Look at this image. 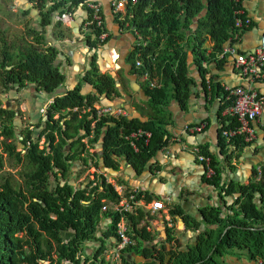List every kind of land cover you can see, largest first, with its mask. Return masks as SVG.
<instances>
[{
  "label": "trees",
  "instance_id": "trees-1",
  "mask_svg": "<svg viewBox=\"0 0 264 264\" xmlns=\"http://www.w3.org/2000/svg\"><path fill=\"white\" fill-rule=\"evenodd\" d=\"M88 1L32 0L33 7L45 13L40 20L43 27L49 26L54 13L60 20L64 14L75 15L78 7L84 16L76 19L88 22L91 14ZM241 7L242 0H135L125 4L123 21L114 16L118 26L126 23L135 40L133 30L139 35L140 43L134 45L125 58L130 72L139 76L147 70L151 76H159L157 86L149 87L145 81L140 85L147 97L146 106L152 110L145 120L131 115L95 116L90 107L99 101V96L108 99L111 94L118 96L119 90L110 74L98 71L94 57L89 58L80 76L83 85L77 82L52 98L43 115L45 126L41 130L37 131L36 122L35 138L45 132L44 145L40 148L31 140L32 130L25 128L19 139L24 152L20 155L15 150L9 140L15 133L14 110L1 107L0 98V169L4 153L12 155L16 161L22 156L28 167L22 173L21 184L14 186L7 178L0 182V264H110L102 254L105 240H119L115 227L120 215L106 208V203L115 202L118 196L102 177L99 181H88V188L72 186L64 180L71 161L81 159L86 164V158H81L76 151L77 145H82L80 139L87 137L90 144L97 143L103 167L117 170L121 159L135 173H140L169 136L165 125L171 123L170 103L177 104L182 111L186 107L193 83L189 67L198 73L203 95L206 93L204 74L210 63L214 69H221L224 60L215 55L234 31L233 11ZM99 13L102 20L99 27L87 24L94 39L90 40L86 34L83 39L86 46L95 47L98 34L106 30L101 8ZM39 33L30 30L34 42L43 39ZM44 37L47 44L40 48L29 41L7 45L1 40L0 91L12 86L27 87L31 96L39 100L40 94L46 95L60 86L64 74L52 64L59 50L51 38ZM207 48L209 52L205 53ZM136 52L140 54L139 68L134 67ZM65 59L68 61L67 57ZM202 61H208L207 67ZM212 77L210 73L209 91L210 96L219 98L218 114L225 104L219 95L221 87L211 81ZM163 112L167 116H163ZM54 113L63 118L61 123L51 118ZM223 127L227 125L221 121L218 128ZM138 129L149 132V136L146 142L142 134L132 138L134 150L125 137ZM242 144L246 143L237 137L231 138L230 151ZM214 147L216 154L208 151L206 144L198 145L199 153L210 157L214 173L210 178L201 177V186L208 194L203 200L196 197L195 213L188 212L190 204L185 199L172 203L168 210L171 217L182 220L184 228L195 232L193 240L185 242L182 248L179 242L168 249L164 243L155 246L147 224L137 227L148 215L137 208L135 214L125 213L126 227L130 224L132 228V235L128 237L132 240L118 251L121 264H227L222 258L233 249L243 251L250 261L264 264V166H259V172L252 166L246 183L223 177L216 157L227 159L229 154L219 135ZM50 177L55 179L54 184L49 181ZM59 178L63 180L59 182ZM135 198L148 202L152 196L147 191L137 190ZM102 218L105 227L96 234ZM166 230L173 231L172 228ZM88 241L92 243L83 253L82 245ZM132 256H140L143 261L133 262Z\"/></svg>",
  "mask_w": 264,
  "mask_h": 264
},
{
  "label": "crops",
  "instance_id": "crops-1",
  "mask_svg": "<svg viewBox=\"0 0 264 264\" xmlns=\"http://www.w3.org/2000/svg\"><path fill=\"white\" fill-rule=\"evenodd\" d=\"M92 1L100 3V8L103 13V24L106 27V37H104L105 41H96L98 43L101 42V48L98 49L99 47H96V45L95 47L86 46V43L83 40H81L82 42L80 40H76V42L73 43L71 42L72 40H70L72 43L71 45H75L73 47L74 50L71 48H69L70 50H66L63 60H61V62L60 60H57L55 63V65L59 63L62 64L63 68L61 71L64 72V80L60 84L59 89L64 91L72 88L77 82H80L81 84L83 83L80 81V76L82 75L83 70L87 68L89 58L98 55V57L104 56L105 60L109 59L108 57L113 60L116 59V66L114 68L122 70V73L128 80L131 90H133V94H130L129 96L126 94L123 95V93L119 91L118 96L126 102L125 105L120 104V106L125 110L126 115H131L145 120L146 117L151 114V110L149 109L147 113L143 112V114H139L141 112L138 111L141 109L140 106H146L147 97L143 94L140 87L141 82L143 81L133 73L128 74L125 64V58L132 50L136 40L129 31L130 28L123 26L120 27L115 22L114 15L109 9L110 0H89L88 2ZM241 9L245 12V14L250 16L252 26L240 33L238 44L241 48H251L256 44L257 37L260 31L264 28V0H242ZM75 15L79 16L78 18L84 16L80 7L76 8ZM78 22H80V19L76 21L77 24ZM77 35L79 34L73 32L74 38L77 37ZM92 39H94V35L90 38V40ZM54 43H56V41ZM205 45L209 46V43L205 42ZM90 48H92L91 52L89 51ZM66 57L68 58V61L65 59ZM95 63L100 73H108L114 78V68L113 72H102L101 70L103 66L101 59L96 57ZM228 64V62H223L221 69H218L217 71L214 70V66H208L209 72L207 71L206 73H208L209 76L210 73L213 75L211 81L221 79L226 82H233L234 78L230 74V66ZM58 67L60 68V66ZM189 69V75L193 78L189 98L183 111L179 110L178 105L175 103H170L168 106L169 120L171 123L165 125L169 132V136L165 144L152 158L148 160L146 167L140 173H135L127 164L124 163V161L125 172H119V175L126 184L132 185L133 188H140L141 191H147L151 194V199L158 198L163 204L168 205H171L172 203L184 202V200L179 196L181 191L198 192L202 190L207 196L208 192L201 186V168L200 165L194 161L192 147L195 142L198 144H206L208 151L216 154L214 142L216 140V135H219V122L216 119L219 98L210 96L209 90L208 97L206 98V93L203 95L204 91L200 86V77L198 73L193 70L192 66H190ZM206 73L204 74V78H206ZM116 84L117 83L115 82V86L117 87ZM117 88L119 90V87ZM260 89L263 88L260 87ZM134 95L140 103H134L133 100H131V98L135 97ZM106 100L108 99L104 98L100 101V103L108 105V101ZM135 108L138 110H135ZM163 116H167L165 112H163ZM200 121L205 123L203 132H194L191 136L184 133L187 126L198 125V122ZM262 130V126H256V136L252 142L240 145V148L233 152L229 151L238 159L237 161H241L242 163H239L240 167H238L234 173H232V171L222 172L223 177L231 178L242 183L247 182L250 176L251 167L257 166L255 164L259 160L264 161V153L262 154V151H264V141L261 136ZM95 144L97 146V143ZM149 166L151 167L149 168ZM101 167L103 170L105 169L102 165ZM244 180L246 181L244 182ZM206 196L200 197V200H203ZM197 198L192 199L193 201L191 200V202L187 201L190 204L188 211L190 214L195 213ZM191 204L194 205V208H192ZM145 205L146 209H148L149 204L146 203Z\"/></svg>",
  "mask_w": 264,
  "mask_h": 264
},
{
  "label": "rangeland",
  "instance_id": "rangeland-1",
  "mask_svg": "<svg viewBox=\"0 0 264 264\" xmlns=\"http://www.w3.org/2000/svg\"><path fill=\"white\" fill-rule=\"evenodd\" d=\"M48 4V2L45 3V6ZM45 8V7H44ZM45 17V13L42 9V11L37 10V8L33 7L32 0H0V49L2 47V41L4 40L5 44L9 45L11 43L16 44L20 43L22 41H29L31 45L34 47H43L47 44V40L44 36H48L53 40L54 43L58 48L59 53L56 55V59L54 60L53 64L57 62V60H63V54L66 52V50H70L69 48L73 49L75 45H71L73 42H76V40H83L84 36L86 34L89 35L90 38L93 37V34L91 32V28L84 25L83 22L76 21L78 19L77 16H70L66 14V16H62L60 20L57 19L56 13L53 15L52 22L49 23V26L43 27V25L40 24V20ZM64 17V18H63ZM73 20V21H72ZM30 30L35 31L36 33L40 34L42 33L43 39L41 42L37 43L34 42V35H30ZM45 31V33H44ZM73 32L78 33L77 37H73ZM70 40H72L70 42ZM84 41V40H83ZM82 42V41H81ZM95 45L96 47L101 48L100 43H97L96 41ZM76 44V43H75ZM74 50V49H73ZM89 51H92V48L89 49ZM96 57L101 59L102 63V72H113V68L116 66L115 60L108 57L109 59L105 60L104 56L101 57L98 55H95ZM71 61V59H70ZM59 66L62 64H58ZM114 78L115 82L117 83V87H119V91L121 93L126 94L129 96L130 94H133V90H131L128 80L125 77V75L122 73V70H119V68H114ZM142 84V82H141ZM57 89H55L53 92L49 93L48 96L55 95L57 93ZM61 90V89H59ZM135 96V95H134ZM42 98H39L38 102L45 101L43 96H40ZM0 98L2 99V105L1 107L5 108H12L14 110V115L12 119L13 123V129L15 130L14 138L9 139L11 142L14 143L15 150L19 151L20 155L23 154L24 149H22V145L19 143L20 137H22L21 134H23V131L25 128H28L29 130H32V141H36L38 144V148H40L42 145H44V134L45 132L39 136L38 139H36V134L38 130H41L44 126V120L42 114L45 111L44 105L42 106V111L36 110L35 107V101L31 97V92L27 87H16L12 86L11 88L7 90H1L0 91ZM104 96H99V101L104 99ZM129 98V97H127ZM135 99V100H134ZM134 103H138L139 101L136 99V96L134 98H131ZM99 101H95L93 104H102L99 103ZM108 105H115L116 103L125 105L126 102H124L123 99H121L119 96H116L114 94H111L108 97ZM140 103V102H139ZM44 104H47L45 102ZM141 109L135 108V110H138L139 114L147 113L149 108L140 106ZM87 110L89 108H86ZM85 109V110H86ZM74 110V109H73ZM81 111H83L81 109ZM152 111V110H151ZM150 111V112H151ZM156 112V111H155ZM159 113V111H157ZM64 113H62L63 115ZM58 113H54L51 115V118L56 119L58 123H61L63 118H58ZM39 125L37 128V131H35V125ZM47 132V131H46ZM54 133V131H53ZM1 138V137H0ZM80 142L82 145H77L76 151L80 152L79 156L86 158V164L84 165L82 160L75 159L70 162V165L68 166V170L66 172V176L64 180H67L69 184L72 186L79 185L80 187H86L88 185V181L94 180L99 181L100 177H102L105 182H111V183H119L122 184L125 194L128 195L129 192L134 190H141L140 188H133L132 185H128L125 183V181L122 179V177L119 175V172H125L124 171V163L120 159L118 161V168L117 170H111V169H104L101 167V160L98 158L99 154V148L96 146V144H90L87 142V137H84L80 139ZM47 142L45 143V145ZM47 149V148H45ZM264 151H262V154ZM229 158L223 159L220 157H216L217 165L221 166L223 169V172L225 171H232V173L235 172L238 167H240L239 163H242L241 161H237L238 159L233 156V153L229 152ZM264 156V155H263ZM215 157V156H214ZM257 161V160H256ZM262 161V162H260ZM258 162V163H257ZM255 165L257 166H264V161L259 160L257 161ZM25 160L21 156V159L19 161H16L15 158L12 155L3 154L2 155V166L0 169V182L7 178L11 181V183L14 186H17L18 184L22 183V173L28 170V167L25 165ZM228 164H231L233 167L232 169L228 166ZM151 166H149L150 168ZM259 168V167H258ZM233 177V175L231 174ZM63 179L59 178V182H61ZM107 180V181H106ZM49 181L51 184H54L55 179L50 177ZM246 180H244L245 182ZM51 184L49 186L51 187ZM88 188V186H87ZM180 198L185 199L189 202H191L192 199L196 197H202L206 196V193L204 191H185L179 194ZM152 200V199H151ZM193 201V200H192ZM110 203H106V208L109 207ZM192 205V208H194V205ZM170 204H164V208L151 212L149 209H146V205L141 206V208L144 212H147V216L145 215L137 224V227L140 225L147 224L150 234L153 237L152 243L155 244V246H158L159 243H164L165 249H168L171 245H174L176 242L180 244V248L184 247L185 242H191L193 240V235H195V232L191 229L184 228V225L180 220L176 217H171L168 214ZM111 211V210H110ZM179 224V225H178ZM182 224V225H181ZM105 227V219H100L97 227H96V234H99L101 230H103ZM166 228H172L173 231H168ZM175 230V231H174ZM126 233L130 237L132 235V228L129 225L126 227ZM132 240V238H131ZM115 240H105V249L103 250L102 256L104 259H107V261L110 264H118L119 257L115 254ZM91 241H88L87 243H84L82 245L83 247V253L85 248H89V244H91ZM89 251V249H88ZM83 255V254H82ZM133 262H140L143 261V258L140 256H132L131 257ZM131 258H128L127 260L131 262ZM225 263L227 264H260L257 260H248L245 257V253L243 251H239L237 249H233V251L230 254L224 255L222 258ZM43 263V262H41ZM43 264H46L43 263ZM64 264H68L64 262ZM121 264V263H120Z\"/></svg>",
  "mask_w": 264,
  "mask_h": 264
},
{
  "label": "built area",
  "instance_id": "built-area-1",
  "mask_svg": "<svg viewBox=\"0 0 264 264\" xmlns=\"http://www.w3.org/2000/svg\"><path fill=\"white\" fill-rule=\"evenodd\" d=\"M127 2L134 3L135 0H110L109 7L111 13L116 16L117 20L123 21L125 14V4ZM90 8V20L84 22V25L93 24L95 27H99L102 23L100 16V3L94 1L87 3ZM126 23H124V26ZM252 26L250 16L240 8L233 11V27L235 28L228 36L221 50L215 55L217 59H223L224 62H228L230 66V74L234 78L233 82H226L221 79L214 80L221 87V94L225 106L216 113V119L220 123L224 122L227 127L219 129V137H221L226 144V151L229 153L232 148L231 138H239L245 143H250L255 139V127H263L261 131L262 140L264 141V28L260 31L256 44L251 48H241L238 44L239 35L243 30H246ZM122 27V26H120ZM133 34L136 36V43L138 45L139 35L133 30ZM105 37V32L98 34L97 38L102 41ZM141 45L143 43L141 42ZM207 48L205 53H208ZM139 52L134 56V67L139 68L141 66V60L138 58ZM223 64V63H222ZM202 65L207 67L208 61H202ZM211 66V63H210ZM213 66V65H212ZM218 70V69H214ZM143 82H147L149 87L158 85V75H150L147 70H144L141 75L137 76ZM209 74L206 73V98L208 97L209 90ZM262 87L263 89H260ZM94 111L96 117L107 115L112 117L126 115L125 110L119 103L115 105L105 104H92L90 107ZM89 108V109H90ZM205 123L203 121L198 122V125H189L185 128L184 133L191 136L194 132H203ZM145 136L144 142L147 141L149 132L144 130H136L131 132L125 137L129 140L131 147L136 150L135 144L132 138L139 135ZM198 143L195 142L192 147L194 154V161L200 165L201 174L204 178H210L214 169L210 164V157L199 153ZM259 166H255L259 172ZM107 181V180H106ZM107 183L111 184L113 190L118 196L117 200L110 203L109 208L112 212H117L120 217L116 223L115 233L118 235L119 240L115 243V254L118 256V251L127 243H130L126 233V219L125 213L135 214L137 208L149 204L148 209L153 212L164 208V204L159 199H152L148 202H144L142 198L136 199L135 192L131 191L128 195L125 194V190L122 184L119 183ZM139 191V190H138ZM102 206L101 209H103ZM148 230V226H146ZM107 260V259H105ZM121 262L119 261L118 264Z\"/></svg>",
  "mask_w": 264,
  "mask_h": 264
},
{
  "label": "flooded vegetation",
  "instance_id": "flooded-vegetation-1",
  "mask_svg": "<svg viewBox=\"0 0 264 264\" xmlns=\"http://www.w3.org/2000/svg\"><path fill=\"white\" fill-rule=\"evenodd\" d=\"M106 37V36H105ZM60 51V50H59ZM58 54V53H57ZM63 56H64V54H63ZM56 59V56H55V58H54V60ZM54 60H53V62H54ZM53 62H52V64H53ZM125 64H126V67H127V73L129 74V73H131L130 71H131V69H129V67H130V64H129V62L128 61H126L125 60ZM53 65H55V63L53 64ZM57 66H59L58 64H56ZM60 68L62 69L63 68V66L62 65H60ZM62 72V71H61ZM83 72H84V70H83ZM62 73H64V72H62ZM63 93V91H61V90H57V93L55 94V95H51V96H48V94H46V95H44V94H40V96H43L44 97V99H45V101L43 102V101H41V102H38V100L35 98V97H32L33 99H34V101H35V107H36V110L38 109V111L40 112V111H42V106L44 107V112H43V114H42V116L41 117H43V115H44V113L46 112V108H47V106H48V104L52 101V98L54 97V96H60L61 94ZM41 100H42V98H41ZM45 102H47V104H44Z\"/></svg>",
  "mask_w": 264,
  "mask_h": 264
},
{
  "label": "clouds",
  "instance_id": "clouds-1",
  "mask_svg": "<svg viewBox=\"0 0 264 264\" xmlns=\"http://www.w3.org/2000/svg\"><path fill=\"white\" fill-rule=\"evenodd\" d=\"M92 2H94V1H92ZM88 3H90V2H88ZM109 9H110V7H109ZM64 15H66V14H64ZM64 15H62V16H64ZM68 15V14H67Z\"/></svg>",
  "mask_w": 264,
  "mask_h": 264
},
{
  "label": "water",
  "instance_id": "water-1",
  "mask_svg": "<svg viewBox=\"0 0 264 264\" xmlns=\"http://www.w3.org/2000/svg\"><path fill=\"white\" fill-rule=\"evenodd\" d=\"M180 220V222H182V220L181 219H179Z\"/></svg>",
  "mask_w": 264,
  "mask_h": 264
}]
</instances>
